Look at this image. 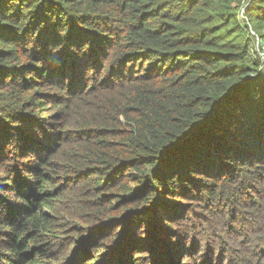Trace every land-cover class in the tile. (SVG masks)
Returning a JSON list of instances; mask_svg holds the SVG:
<instances>
[{"label": "trees", "instance_id": "1", "mask_svg": "<svg viewBox=\"0 0 264 264\" xmlns=\"http://www.w3.org/2000/svg\"><path fill=\"white\" fill-rule=\"evenodd\" d=\"M231 2L0 0V264L264 260V58Z\"/></svg>", "mask_w": 264, "mask_h": 264}, {"label": "rangeland", "instance_id": "2", "mask_svg": "<svg viewBox=\"0 0 264 264\" xmlns=\"http://www.w3.org/2000/svg\"><path fill=\"white\" fill-rule=\"evenodd\" d=\"M231 4L233 6H236V10H235L236 11V24L240 23V25H241V27L237 28L235 26V23L230 24V26H232V29L230 30V34H231L232 39L239 41V45H243L242 43H245V42L247 43L246 39L248 38V33H247L246 29L243 31L242 26H245V21L247 20L246 16H247V18L249 16V18H250L249 21H251V23H252V25L249 26V32H250V35L252 36V39L254 40V43L256 44V46L253 47V49L250 48L249 51L252 55H254V57H258L256 55H260L261 58H264V40L260 37V36H262L264 38V1H262V0H240L239 4H238V2L236 0H232ZM245 8L247 9V12H246ZM244 10H245V13H244ZM229 20H230V22L233 21L232 15L229 17ZM249 40H250V38H249ZM259 69H260V72L263 71V74H264V59H261ZM253 74H256V72L255 73L253 72ZM248 194H249V192H248ZM245 197H247L249 199V201L256 200V199H251L249 197V195H245ZM218 201H220L219 197H217L215 199H209L208 200L209 204H211V205L213 204V208H220ZM202 205H208V204L205 200H202L200 202H196V204L194 205L195 212L191 211L189 213L190 217L197 218L199 208ZM224 205H226L225 201H224ZM235 207H236V205H232L231 213L234 211ZM220 209L221 210H217L218 213H221V211H223V208H220ZM167 212H168V210H165V214ZM231 213H230V216L233 217L231 220L232 224L230 225V227L228 228L227 231H228V234L230 232V234H229L230 236L237 238V236H236L237 232L235 230V225L233 223L238 218H237V216H235V213L232 215H231ZM160 217H163V216L160 215ZM207 231L209 233L208 234L205 233V235H209V234L213 233L212 228H211V230H207ZM92 235H90V237H92V239L86 241V245H85L86 249H89L92 247L93 250H96V248H98L100 250V246L97 245V243H96L97 235H95V234L93 236ZM165 240H168V238H165ZM209 240L211 241V236L209 237ZM1 242H3V240H1ZM74 248H75V246H71V245L70 246H64V244H62L56 248L55 255H57L58 257L59 256L60 257H66L72 252V250ZM206 248H208V252H210L209 245L208 246H200V249H201L199 251L200 255L206 254V252H207ZM169 249H170V251L168 252V254L171 256H175L174 250H171V248H169ZM242 249H243V247H242ZM242 249H241V252L244 253ZM81 251H82V253L85 252L83 250H81ZM105 251H107V250H105ZM99 253H100V255H98V256L92 255V258L97 257L98 261H100L103 258V250H100ZM210 255L213 256V253L210 252ZM259 263L264 264V260L260 259ZM234 264H243V263L240 261H235Z\"/></svg>", "mask_w": 264, "mask_h": 264}]
</instances>
